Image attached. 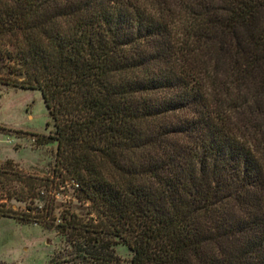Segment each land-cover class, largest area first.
Returning a JSON list of instances; mask_svg holds the SVG:
<instances>
[{
  "label": "trees",
  "instance_id": "16d2710c",
  "mask_svg": "<svg viewBox=\"0 0 264 264\" xmlns=\"http://www.w3.org/2000/svg\"><path fill=\"white\" fill-rule=\"evenodd\" d=\"M0 42L95 214L63 215L88 252L113 234L130 264H264V0H0Z\"/></svg>",
  "mask_w": 264,
  "mask_h": 264
},
{
  "label": "rangeland",
  "instance_id": "374dc122",
  "mask_svg": "<svg viewBox=\"0 0 264 264\" xmlns=\"http://www.w3.org/2000/svg\"><path fill=\"white\" fill-rule=\"evenodd\" d=\"M16 65L0 57V211H6L0 213V264H130L132 251L117 236L107 234L112 244L102 263L101 251L87 248L98 243L96 232L63 226L70 211L80 223L95 214L77 198L76 184L57 174L56 141L37 140L54 128L41 90L4 82L16 77ZM45 200L51 206L47 215ZM28 207L31 215L44 210L37 221L19 217Z\"/></svg>",
  "mask_w": 264,
  "mask_h": 264
}]
</instances>
